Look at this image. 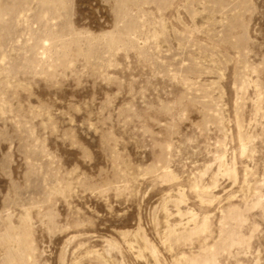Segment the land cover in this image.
Returning a JSON list of instances; mask_svg holds the SVG:
<instances>
[{"label":"rangeland","instance_id":"1","mask_svg":"<svg viewBox=\"0 0 264 264\" xmlns=\"http://www.w3.org/2000/svg\"><path fill=\"white\" fill-rule=\"evenodd\" d=\"M0 264H264V0H0Z\"/></svg>","mask_w":264,"mask_h":264}]
</instances>
